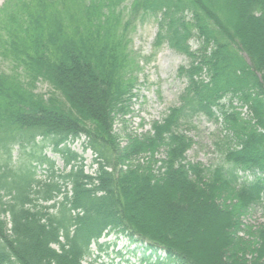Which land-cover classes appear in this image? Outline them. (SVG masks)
<instances>
[{"label":"trees","instance_id":"16d2710c","mask_svg":"<svg viewBox=\"0 0 264 264\" xmlns=\"http://www.w3.org/2000/svg\"><path fill=\"white\" fill-rule=\"evenodd\" d=\"M125 1L0 7V58L10 65L0 71V264H83L110 233L174 264H264V223H242L264 199V0ZM145 17L157 24L154 48L189 59L178 72L186 87L177 107L121 146L113 126L138 68L129 35ZM39 81L51 85L48 98L35 92ZM197 115L222 128L215 167L186 161L193 142L180 127ZM80 139L91 174L69 147ZM13 146L29 148L28 161L15 163Z\"/></svg>","mask_w":264,"mask_h":264},{"label":"rangeland","instance_id":"374dc122","mask_svg":"<svg viewBox=\"0 0 264 264\" xmlns=\"http://www.w3.org/2000/svg\"><path fill=\"white\" fill-rule=\"evenodd\" d=\"M5 0H0V7ZM130 0L124 5L128 6ZM157 32V24L154 18L145 17L144 20L135 22L134 29L130 31V51L138 62L136 71L135 88L132 91V99L127 104L128 113L118 114L115 118L113 133L118 135L121 146L124 145L127 135L141 136L150 131V126L160 121L168 109L177 107L179 96L186 87V80L180 78L179 68H186L189 59L167 46L153 47V39ZM192 50L197 48V41H190ZM10 65L0 58V71L9 72ZM36 93L48 98L51 85L46 81H39ZM245 115V110L242 109ZM187 137L192 140L191 148L186 152V161L200 163L205 167H215L221 164V157L215 149V142L223 135L221 126L208 120L203 115L195 116L191 122L183 123L180 127ZM39 146H42V154L54 164V170L59 173L63 170V160L52 150L48 141L37 138ZM82 139L69 144L71 150L83 159L85 172L91 174L94 169L93 154L89 150L82 149ZM30 149L21 150L17 146L12 147V158L15 163L28 161L25 153ZM162 157V152L157 154ZM35 165V164H33ZM36 178L42 181L47 179L49 170L46 165L35 166ZM248 181L251 175L239 174ZM245 226L258 227L264 223V199L261 205L251 208L243 217ZM102 246L99 250L92 245V256L83 264H174L165 257L163 251L149 249L148 243L141 241L136 236L129 237L125 234L110 233L99 241Z\"/></svg>","mask_w":264,"mask_h":264}]
</instances>
